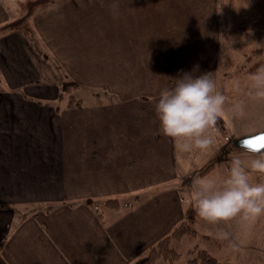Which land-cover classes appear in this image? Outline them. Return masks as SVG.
I'll return each mask as SVG.
<instances>
[{
    "label": "crops",
    "instance_id": "obj_1",
    "mask_svg": "<svg viewBox=\"0 0 264 264\" xmlns=\"http://www.w3.org/2000/svg\"><path fill=\"white\" fill-rule=\"evenodd\" d=\"M22 1L0 0V28L20 18ZM112 3L63 0L35 12L28 25L41 55L32 38L0 31V264L144 257L193 208L181 192L190 152H178L155 115L160 88L194 65L214 73L229 32L259 24L264 35V0H118L115 17ZM36 59L90 88L80 106L46 88L8 91L45 80ZM218 222L235 230V248L202 250L223 264H264V232L245 238L239 214Z\"/></svg>",
    "mask_w": 264,
    "mask_h": 264
},
{
    "label": "clouds",
    "instance_id": "obj_2",
    "mask_svg": "<svg viewBox=\"0 0 264 264\" xmlns=\"http://www.w3.org/2000/svg\"><path fill=\"white\" fill-rule=\"evenodd\" d=\"M240 6H247V2ZM111 13L114 17L119 15L118 0H113ZM196 67L179 70L170 85L160 88L154 105L159 129L174 138L184 152L212 144L211 130L224 112L225 95L217 89L213 71L197 74ZM236 86L239 87L238 80ZM246 95L264 100V63L247 74ZM233 109L242 111L243 103L236 101ZM241 143L258 149L264 146V137L255 144ZM253 173L257 178H253ZM188 199L196 213L209 222L227 220L237 214L246 220L255 219L264 213V152L250 159L232 155L222 173L194 178ZM218 234L226 236L227 232L220 228Z\"/></svg>",
    "mask_w": 264,
    "mask_h": 264
},
{
    "label": "rangeland",
    "instance_id": "obj_3",
    "mask_svg": "<svg viewBox=\"0 0 264 264\" xmlns=\"http://www.w3.org/2000/svg\"><path fill=\"white\" fill-rule=\"evenodd\" d=\"M30 1L33 0H23L17 6L16 14H19L17 16L18 18L25 16V4ZM60 1L63 0H59L56 3ZM24 20V24L26 23L25 25H27V17L26 19L24 18ZM251 25L252 27L247 28L243 33L238 29H243L241 27L244 26H240V28H236V31L238 30L240 34H236L232 31L229 32L232 34H227L222 38L220 57L222 65L218 67L212 75L216 87L226 88L227 90L226 95L223 93L225 95L224 112L220 115L223 120L225 133L224 135H220L218 132H214L212 144L205 149H195V151H191L186 155V174H184L186 182L182 181L181 183V192L184 194L185 199H188V194L194 178L201 175L222 173L226 167V162L232 155H240L243 159H250L259 154V152L254 153L234 147L235 140L264 131V100L252 99L246 95L247 74L254 71L258 64L264 63V35L257 28L259 24ZM27 36L32 38L33 41L35 40V36L31 30L27 33ZM35 43L39 52L41 51V55V45L37 39ZM35 64L39 67L41 74L45 75V80H34L29 86L25 84L27 87L21 85L19 88H16L17 90L10 88L8 91H17L26 94L27 92L31 93L33 90L38 91L36 88L41 87L42 89L46 88L45 91L48 90L50 93L56 92L58 95L64 82L74 81L68 78L58 80L63 74L51 62H44V68L37 59L35 60ZM237 80L238 82L242 80V82L240 81L239 83V87L236 86ZM33 87L35 88L33 89ZM89 89L84 88L83 91L79 93L74 90L73 93L75 92L77 94L76 96L83 98L81 95ZM236 101H241L243 103L242 111H235L233 109V105ZM65 102L66 100L64 99L62 101L63 104H61L64 105ZM178 152L180 153L181 150L178 149ZM260 152H264V149ZM211 164L213 167H210ZM253 178H257V174L253 173ZM196 220L195 223L193 222L191 224V228L196 232L195 236H185L182 240L171 243V248L180 255L179 259L171 264H184L192 257L188 252L195 247H198V249H202V247L207 248L211 253H215V255H218L216 254L218 253V245H224L225 242H230V250L235 248V230L232 232L229 229L223 228L227 232V235L220 236L218 234V229L222 228L221 222H209L201 217H198ZM248 221L253 223V226L251 228L246 226L245 219L243 236L248 238V240L253 237L260 239V234L264 232V213ZM204 235L207 236L204 237ZM221 252L226 253V250ZM155 264L170 263L160 259Z\"/></svg>",
    "mask_w": 264,
    "mask_h": 264
},
{
    "label": "trees",
    "instance_id": "obj_4",
    "mask_svg": "<svg viewBox=\"0 0 264 264\" xmlns=\"http://www.w3.org/2000/svg\"><path fill=\"white\" fill-rule=\"evenodd\" d=\"M59 0H33L27 2L25 4L26 14L23 16L27 19L32 16L37 10L43 9L49 5L55 4ZM21 17L15 21H12L5 26L0 28V31H20L23 35L27 36V33L30 31V28L24 24V18ZM260 51V50H259ZM83 87L76 83L75 81H66L60 88L59 94L57 95V102L61 104L65 99L64 107L71 108L77 107L82 104L81 98L76 96L75 92L83 91ZM75 92L73 93V91ZM63 104V103H62ZM57 109H60V106H57ZM214 130L218 132L220 135H224L225 130L223 126V120L221 117H218L215 122ZM90 200H87V203H90ZM107 206L111 208H117L118 202L117 200H108L105 203ZM198 216L194 208H189L184 216L183 221L176 226L173 231L159 240L155 245H153L147 251L146 255L132 264H155L158 260L162 259L167 263H173L179 258V254L171 248V243L174 241H179L184 236L195 235V232L191 230L190 225ZM189 254L192 256L188 259L185 264H223L208 254L206 251L198 248H194L189 251Z\"/></svg>",
    "mask_w": 264,
    "mask_h": 264
},
{
    "label": "water",
    "instance_id": "obj_5",
    "mask_svg": "<svg viewBox=\"0 0 264 264\" xmlns=\"http://www.w3.org/2000/svg\"><path fill=\"white\" fill-rule=\"evenodd\" d=\"M261 137H264V131L262 132H259V133H256V134H253V135H250V136H245V137H242V138H239L237 140H235L234 142V147L235 148H238V149H243V150H247V151H250V152H260L264 149V146L260 147V148H250L248 146V143H241L242 141H245V142H249V143H252V144H255V143H258L260 142V138Z\"/></svg>",
    "mask_w": 264,
    "mask_h": 264
}]
</instances>
